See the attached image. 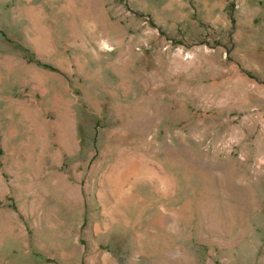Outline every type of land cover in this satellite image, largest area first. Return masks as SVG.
Masks as SVG:
<instances>
[{"label": "rangeland", "instance_id": "374dc122", "mask_svg": "<svg viewBox=\"0 0 264 264\" xmlns=\"http://www.w3.org/2000/svg\"><path fill=\"white\" fill-rule=\"evenodd\" d=\"M0 264H264V0H0Z\"/></svg>", "mask_w": 264, "mask_h": 264}]
</instances>
